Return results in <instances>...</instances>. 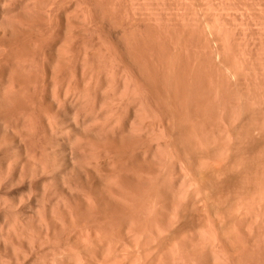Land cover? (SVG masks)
Listing matches in <instances>:
<instances>
[{
    "label": "bare ground",
    "instance_id": "1",
    "mask_svg": "<svg viewBox=\"0 0 264 264\" xmlns=\"http://www.w3.org/2000/svg\"><path fill=\"white\" fill-rule=\"evenodd\" d=\"M0 264H264V0H0Z\"/></svg>",
    "mask_w": 264,
    "mask_h": 264
}]
</instances>
